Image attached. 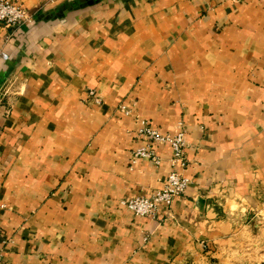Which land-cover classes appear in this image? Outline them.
I'll return each instance as SVG.
<instances>
[{
    "label": "crops",
    "instance_id": "crops-1",
    "mask_svg": "<svg viewBox=\"0 0 264 264\" xmlns=\"http://www.w3.org/2000/svg\"><path fill=\"white\" fill-rule=\"evenodd\" d=\"M0 26L2 264H264V0H14ZM95 90L100 101L89 95ZM146 122L185 133L134 159Z\"/></svg>",
    "mask_w": 264,
    "mask_h": 264
},
{
    "label": "built area",
    "instance_id": "built-area-1",
    "mask_svg": "<svg viewBox=\"0 0 264 264\" xmlns=\"http://www.w3.org/2000/svg\"><path fill=\"white\" fill-rule=\"evenodd\" d=\"M34 20L35 14L22 3L14 0H0V26L18 31L23 26L32 24ZM0 55L8 58L6 53L1 52ZM89 95L93 96L97 102L101 100L95 90H90ZM139 135L147 139V145L134 152L135 160L140 157H149L156 165H160L162 159L156 152L155 143H169L174 150L173 169L161 189L150 197L137 196L122 201L138 215L156 217L161 207L170 208L175 199L187 190L189 179L179 171V167L183 168L187 165L185 133L180 132L175 136L164 134L151 123L146 122ZM4 252L5 246L0 243V264L4 262Z\"/></svg>",
    "mask_w": 264,
    "mask_h": 264
}]
</instances>
